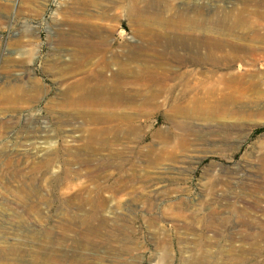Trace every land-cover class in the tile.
Masks as SVG:
<instances>
[{"label": "rangeland", "instance_id": "1", "mask_svg": "<svg viewBox=\"0 0 264 264\" xmlns=\"http://www.w3.org/2000/svg\"><path fill=\"white\" fill-rule=\"evenodd\" d=\"M236 1L238 4L233 10L238 13L243 6L241 1ZM175 4L173 0H140L139 8L149 10V16L160 14L167 18L170 13L165 14L164 10ZM131 5L132 0H0V135L15 138L40 132L58 150V197L51 196L46 189L49 175L42 183L48 206L46 224L54 227V220L58 218V230L50 228L47 245L57 251L58 264H126L128 256L136 255L140 256L139 263L148 264L154 256L160 258L166 252L157 229L151 225L157 216L165 219L163 230L172 238L166 245L171 250L170 264H196L200 253L195 249V239L185 238L181 233L183 228L190 232L206 225L203 212L210 213L212 207L208 187L218 181L227 185L230 198H218L220 201L215 202V207L224 219L236 224L238 240L249 235L245 244L235 243L233 251L244 250L239 257L241 264H260L264 261V239L261 238L264 235V67L261 61H256L254 69L239 71L237 66L229 68L222 64L219 72L207 71L206 87L220 77L230 79L241 75L249 84L248 92L235 90L228 110L217 116L185 117L183 121L198 130L196 139L185 148L175 135H171L165 147L158 144L154 152L148 148L156 140L152 134L169 126L165 115L171 113L170 104L178 100L181 89L170 93L173 96H169V105H162L163 98L157 100L161 113L155 120L141 124V134L122 140L123 143L133 142L145 137V142L137 149L132 147L134 143L126 144L125 149L116 147L118 150L91 145L89 135L95 126L86 116L76 117L74 105L65 96L67 86L76 81L84 79L94 83L98 62L110 60L113 54L121 60L122 66L135 67L142 63L156 66L169 61L158 55L160 49L156 50L150 41L152 34L161 32V26L152 22L150 26L131 24L125 16ZM245 14L252 16L247 25L242 28L233 27L232 23L224 25L219 39L236 43L238 51L251 49L263 53L264 4L248 7ZM56 23L61 30L55 27ZM109 30L105 46L101 47L104 50L100 51L105 58L98 52L88 53V49L72 41L81 40L79 38L102 41L95 33ZM137 47L145 53V62L127 60ZM18 63L28 70L24 82L14 80ZM3 64H7V68H1ZM74 76L65 86L57 83ZM14 85H20L29 93L35 88L40 90L29 103L17 106L7 102ZM77 91L75 89L74 95ZM94 147L103 149L96 154L104 156L109 165L97 176L100 178L93 180L110 187L119 185L112 203L118 210V222H129L137 232L133 244L118 233V238H104L101 242L103 239L84 241L85 238L81 239L72 231H63L72 217L80 216L86 209L79 207V201L87 198L83 191L79 192L80 186H84L86 165H79L78 161L86 160ZM236 167L242 168L237 175L234 174ZM5 176L0 165V250L14 248L18 253L14 256L6 253L0 262L14 264L20 258L30 259L26 251L35 250L36 243H41L42 227L46 224L25 220L20 203L28 197L20 193L16 183L5 182ZM222 177L227 180L223 181ZM126 203L136 204V209L127 210ZM178 213L182 218L177 217ZM242 216L252 225L250 228H239ZM57 236L58 243H55ZM228 250L227 246L214 247L212 254L216 259L210 264H229Z\"/></svg>", "mask_w": 264, "mask_h": 264}, {"label": "bare ground", "instance_id": "2", "mask_svg": "<svg viewBox=\"0 0 264 264\" xmlns=\"http://www.w3.org/2000/svg\"><path fill=\"white\" fill-rule=\"evenodd\" d=\"M139 1L132 0V5L125 15L126 19L133 25L146 24L150 26L151 22L160 25L161 32L152 34L150 41L156 50L160 49L158 55L166 57L169 61L159 62L156 66H151L148 63H142L135 67L128 64L122 66L121 60L113 54L110 60L98 62L97 73H94V83L90 84V81L84 79L76 81L67 86L65 96L74 105L73 111L76 117L86 116L88 122L95 126L89 135L91 145L97 144L101 147H109L111 150H118V148L128 147L126 144L134 143L132 147L137 149L139 144L145 142V137L141 139L138 137L139 139L133 140V142L123 143L122 140L126 138L131 140L130 137L141 134L143 130L141 124L148 120H155L161 113L157 100L163 98L162 105H169L171 103L169 101L170 93L173 90L181 89L177 96L178 100L170 104L172 111L168 112L169 117L165 115L169 126L152 134L156 140L152 141L148 148L150 152H154V147L158 144H161L162 147L167 146L171 135L180 138L179 144L185 148L189 146L190 141L196 139L198 132L193 125L183 121L185 117L201 114L217 116L220 112L228 110L235 90L240 89L243 92H248L249 84L243 81L241 75H234L230 79L220 77L218 81L206 87L207 71L219 72L222 64H226L229 68L237 66L239 71L254 69L257 67V60L261 61L260 64L264 67V52L257 53L251 49L238 51L236 43L223 38L219 39L218 36L221 27L229 23H232L233 27L241 28L247 25L248 21L252 20V16L245 14V9L252 6L261 7L264 0H239L243 7L238 13L233 10L238 4L236 0H173L176 4L169 5L164 10L165 14L170 13L167 18L160 14L149 16V10L139 8ZM55 27L61 30L58 23L55 24ZM73 29L76 32H81L79 29ZM109 33L110 30L105 33H95L103 39L102 41L100 38L97 42L82 38H79L81 40L72 39V41L88 49V53L98 52L105 58L106 56L102 55L100 51L104 50L101 47L105 46V40ZM136 50L129 54L127 60L145 62V53H141L143 50L139 51L138 47ZM1 68H7V64H3ZM15 71L14 80L24 82L28 76V70L22 66V63H18ZM71 79H75V76L60 79L57 83L60 86H65L66 83L72 81ZM221 85L223 86L221 87ZM127 88L131 91L126 90ZM75 89L78 90L76 95H74ZM39 90V88H35L32 93H29L23 90L20 85H14L11 95L5 98L8 103L20 106L36 98ZM197 128L200 129V126ZM99 136L103 138L99 140ZM106 136H108L107 139ZM54 146L40 132L15 138L0 135L2 174L6 175L5 182L16 183L20 193L22 192L30 199L26 198L25 202L20 203L23 206L25 220L30 222L32 219L39 223L49 222V217L45 216L48 212L45 200L47 196L43 193L42 186L47 175H49V181L46 184V189L51 196L58 197V169H56L58 150ZM101 147L91 148L86 160L78 161L79 165H86L84 186L79 188V192L83 191L87 197L85 200L79 201V207H86V209L81 211L80 216L72 217L69 223L65 224L63 231L64 233L72 231L73 234L80 235L81 239L85 238L84 241L103 239L101 242H104V238H118L119 235H125L126 239H129L133 244L137 232L133 230L129 222H118V210L115 203H112V197L118 193L119 185L110 187L103 183H95L93 180L100 178L97 176L105 172L109 165V161L105 160L104 156L100 157L96 154L102 153ZM241 169V167H236L234 174L237 175ZM222 180L226 181L227 178L222 177ZM86 185L90 186L86 187ZM254 188L258 191L261 190V187ZM208 192L209 198H212L209 201V206L212 207L210 213L203 212L207 219L206 225L190 232L189 229L183 228L181 234L185 238L188 236L195 239V249L200 253L195 259L196 264L212 263L211 261L216 259L213 257L212 249L220 245L229 248L227 254L229 264H241L239 257L243 256L245 252L243 250L241 253H237L236 249L233 251V247L235 243L245 244L249 235L238 240L235 233L238 228L236 224L232 223L231 219H224L221 211L215 207V202L220 201L218 198H230L227 195V185L218 181L213 182L209 185ZM130 207L136 209V204H125L127 210H130ZM177 217L182 218L179 213ZM50 221H53V216H50ZM181 221L188 223L186 219H181ZM164 222L163 217L156 216L152 219L151 225L157 229L156 233L161 237L166 252L160 258L154 256L155 258L148 264L171 263L170 246L166 245L172 238L168 232L163 230ZM239 222V228L248 229L252 226L243 216ZM48 225L42 227V239L40 244L36 243L37 248L26 251V255L30 259L25 261L20 258L14 264H58L57 251L47 245L48 235H51L50 228L58 230V218L54 220V227ZM225 233L226 235H224ZM261 238L264 239V235ZM54 239V242L58 243V236ZM37 241L40 242V240ZM257 244H261V242H257ZM6 253L14 256L18 252L14 248L1 249L0 260L5 259ZM139 258L140 256L137 255L128 256L125 262L126 264H141L138 262ZM0 264L13 263L0 262ZM260 264H264V261Z\"/></svg>", "mask_w": 264, "mask_h": 264}]
</instances>
